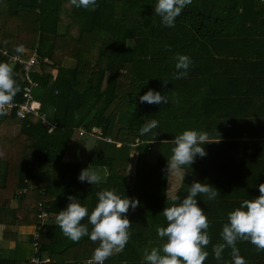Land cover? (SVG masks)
I'll return each instance as SVG.
<instances>
[{
	"label": "trees",
	"instance_id": "1",
	"mask_svg": "<svg viewBox=\"0 0 264 264\" xmlns=\"http://www.w3.org/2000/svg\"><path fill=\"white\" fill-rule=\"evenodd\" d=\"M156 2L97 0L92 11L76 8L70 0H0V46L22 55L35 51L39 59L31 74L37 84L32 90L37 114L24 119L14 112L0 115V264H35L28 261L36 249L32 236L19 227L37 222V203L43 198L50 219L37 243L38 256L52 259L71 252L72 264H84L98 243L87 236L72 242L55 224L67 197H76L91 211L97 192L114 189L121 197L139 200L127 213L135 221L145 198V173H156L158 179L165 175L161 166L145 164L142 144L137 177L128 183L130 143L143 123L160 118L161 104L141 103L139 97L149 89L162 94V86L176 80L177 54L192 58L195 45L198 81L218 76L212 70L227 65L222 60L245 62L264 49V0H192L174 27L161 23ZM0 63L7 62L0 56ZM11 66L20 87L13 100L21 102L25 81L20 66ZM93 127L114 142L77 131ZM74 134L95 140L84 162L102 177L107 174L103 182H80L81 165L64 160ZM21 190L26 191L18 194Z\"/></svg>",
	"mask_w": 264,
	"mask_h": 264
},
{
	"label": "crops",
	"instance_id": "2",
	"mask_svg": "<svg viewBox=\"0 0 264 264\" xmlns=\"http://www.w3.org/2000/svg\"><path fill=\"white\" fill-rule=\"evenodd\" d=\"M242 50L244 48L237 49ZM192 52L193 63L187 78L176 79L166 87L162 86V95H166L169 102L160 106L158 127L146 134L147 138L140 144L130 143L128 183L133 184L137 177V148L142 144L146 146L147 152L145 164L148 167L161 166L165 175L161 173L158 179L156 173H145L147 184L141 190L145 197L142 209L135 221L131 220L134 230L130 231L131 236L124 251L109 258L107 264H144V250L164 243L156 229L167 226L161 212L164 207L171 206L168 197L178 192L183 198L193 181L212 185L220 193L215 200H208L202 194L197 197L198 206L210 222L208 231L211 243L205 249L209 256L204 264H231L230 249H226L222 260L217 261L212 247L223 242L220 233L223 224L227 222L228 213L239 207L244 200L254 199L260 194L258 185L264 183V49H258L257 56L245 59V62L222 60L227 65L212 70L218 76L204 77L199 81L196 45ZM184 130L206 131L210 140L219 142L202 145L207 155L197 156L190 168L183 169L186 173L182 183L179 175L166 172V166L174 146L171 140ZM154 133L157 136L155 142L151 143ZM76 137L74 134L73 138ZM94 141L90 138L92 144L88 142L84 147L85 142L73 140L65 155L72 153V148L76 147L86 152L87 160ZM115 144L119 147L121 142ZM33 226H20L19 232L30 235ZM237 247L247 264H264V251L257 252L250 242L239 241ZM72 258H75L74 254L66 252L52 259L47 257V262L72 264ZM88 260L83 263L87 264ZM18 263L22 262L15 261V264Z\"/></svg>",
	"mask_w": 264,
	"mask_h": 264
},
{
	"label": "clouds",
	"instance_id": "3",
	"mask_svg": "<svg viewBox=\"0 0 264 264\" xmlns=\"http://www.w3.org/2000/svg\"><path fill=\"white\" fill-rule=\"evenodd\" d=\"M70 3L76 8L92 11L98 7L97 0H70ZM191 3L192 0H157L154 12L161 18L164 26L174 27L176 18ZM192 63L189 56L177 54L173 78H187ZM163 83L167 84V81ZM19 91L13 67L7 63H0V115L7 114L8 106ZM139 101L159 105L168 103L169 98L149 89L139 97ZM157 127L158 121L152 119L142 124L140 133L146 135ZM156 136L157 133H154L151 143L155 142ZM171 142L174 146L171 150L172 155L167 160L166 172L179 175L183 183L186 173L183 169L190 168L197 156L207 155L202 145L219 141L210 140L206 131L184 130ZM106 175L102 177L88 167L81 170L78 180L95 185L103 182ZM258 189L259 196L244 200L239 207L228 213L227 222L223 224L220 233L223 242L212 247V253L217 261L222 260L226 249H230L231 264H247L237 247L239 241L250 242L257 252L264 251V183H260ZM201 194L208 200H215L220 196L219 191L212 185L193 181L183 198L178 192L168 197L172 202L171 206L164 207L161 212L167 226L156 229L158 237L164 240V243L144 250V264H204L209 256L205 249L211 243V238L208 231L210 222L197 203V197ZM97 197L98 202L89 211V208L82 206L76 197L69 195L66 209L59 211L55 216V224L72 242H79L87 236L93 243H98L87 264H105L106 260L124 251L132 227L127 213L130 209L134 211L140 203L138 199L121 197L114 189L99 191ZM85 219L87 223H83Z\"/></svg>",
	"mask_w": 264,
	"mask_h": 264
},
{
	"label": "built area",
	"instance_id": "4",
	"mask_svg": "<svg viewBox=\"0 0 264 264\" xmlns=\"http://www.w3.org/2000/svg\"><path fill=\"white\" fill-rule=\"evenodd\" d=\"M0 56L5 58L6 62L9 65H19L22 71V75L24 78V85L22 87V97L23 100L21 102H17L15 100L12 101V103L8 106L7 113L14 112L16 117L20 119L26 118L28 115H36L37 109H38V103L33 99L32 90L34 87H36V82L32 79L31 74L35 70V66L38 63V56L35 51L29 52L26 55H22L19 52H13L9 53L7 50L2 48L0 46ZM46 60V59H44ZM48 62V61H47ZM47 121L43 120V124H46ZM54 128V126H51V129ZM77 131L80 134H88L90 136L96 137L98 139H102L106 142H113L112 138L109 136H103L102 131L99 127H93L90 131H85L81 128H78ZM141 134V133H139ZM142 142V139L139 135H137L134 140L131 142L132 145H138ZM18 194L21 192L18 191ZM49 206L40 200L37 203V209H38V220L33 226V232L31 233L33 245L36 247L33 254L29 257V262L40 264L42 262H47V258H42L38 256V246L37 243L39 241L40 235L43 232L47 231V223L49 221V214H48V208ZM24 264V263H22Z\"/></svg>",
	"mask_w": 264,
	"mask_h": 264
},
{
	"label": "rangeland",
	"instance_id": "5",
	"mask_svg": "<svg viewBox=\"0 0 264 264\" xmlns=\"http://www.w3.org/2000/svg\"><path fill=\"white\" fill-rule=\"evenodd\" d=\"M63 63H65V62H63ZM68 63H70V61H66V64H68ZM78 136H80V135H78ZM77 136V137H78ZM76 137V139H74L73 138V140H75V142H77V141H84L83 139L81 140V137H78L77 138ZM73 140H72V142H73ZM85 142V144L83 143V145H84V147H85V145L89 142V140H87V141H84ZM92 144V142H89V145H91ZM72 153H70L69 155H65V159H67V160H77L78 161V163L81 165V168L82 169H86V168H92L91 166H89V164H87V163H85L84 161H85V157H86V152L84 153V150L82 149H76V147H73L72 148V151H71ZM64 159V160H65ZM96 171H98V170H96ZM34 229V228H33ZM1 232H2V227L0 226V234H1ZM33 232V230L31 231V233ZM1 236V235H0ZM91 258V257H90ZM90 258H87V259H85V260H88V259H90ZM21 262V261H20ZM18 264H22V263H18Z\"/></svg>",
	"mask_w": 264,
	"mask_h": 264
},
{
	"label": "water",
	"instance_id": "6",
	"mask_svg": "<svg viewBox=\"0 0 264 264\" xmlns=\"http://www.w3.org/2000/svg\"><path fill=\"white\" fill-rule=\"evenodd\" d=\"M34 168V163H31V169H33Z\"/></svg>",
	"mask_w": 264,
	"mask_h": 264
}]
</instances>
